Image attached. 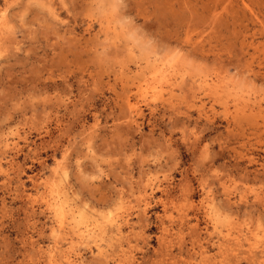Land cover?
Here are the masks:
<instances>
[{
	"label": "rangeland",
	"instance_id": "rangeland-1",
	"mask_svg": "<svg viewBox=\"0 0 264 264\" xmlns=\"http://www.w3.org/2000/svg\"><path fill=\"white\" fill-rule=\"evenodd\" d=\"M57 197L74 264H264V0H0V264H59Z\"/></svg>",
	"mask_w": 264,
	"mask_h": 264
},
{
	"label": "bare ground",
	"instance_id": "bare-ground-1",
	"mask_svg": "<svg viewBox=\"0 0 264 264\" xmlns=\"http://www.w3.org/2000/svg\"><path fill=\"white\" fill-rule=\"evenodd\" d=\"M120 2V1H119ZM187 38V37H186ZM192 46V45H191ZM123 52V51H122ZM145 54V53H144ZM169 63V62H168ZM162 67V66H161ZM160 67V68H161ZM163 70V69H161ZM158 73V72H157ZM155 73L154 74V77L155 75L157 74ZM164 73V72H163ZM173 74V73H172ZM163 75V74H162ZM153 78V76H152ZM159 78V77H158ZM189 81V80H188ZM146 85V84H145ZM155 85V84H154ZM138 87V86H137ZM150 87V86H149ZM148 86H146L145 88H142L141 86L138 87L137 89V93L138 95L141 94L143 95V98H144V95L145 93L147 92V90L149 89ZM163 88V87H162ZM156 89V88H155ZM136 93V94H137ZM135 94V95H136ZM163 94V93H162ZM153 96V95H151ZM155 96V95H154ZM126 103L128 106H130V109H131V113L132 115H138L137 113V106L134 104H130V100L127 99L126 100ZM126 105V106H127ZM140 111V110H139ZM140 114V113H139ZM18 139V138H17ZM9 141V140H8ZM16 142V141H15ZM14 142V143H15ZM4 148L6 149H10L12 148V146L14 145L13 143L9 146V144L7 143H4ZM15 146V145H14ZM13 149H15L13 147ZM18 150V149H17ZM58 169V168H57ZM57 169H55L57 171ZM54 172V173H57V172ZM53 174V173H52ZM58 174H61V178L63 177H66L67 175V172H66V169H59V173ZM56 175V174H55ZM65 180V179H64ZM143 180V179H142ZM146 182L148 184H152V180L150 178H147L146 179ZM153 185V184H152ZM67 186V185H66ZM51 187V186H49ZM52 188V187H51ZM52 193V192H51ZM54 195V194H53ZM58 196V195H57ZM62 198V197H61ZM64 200V199H63ZM148 195L146 194V191L143 189L142 191H139L138 192V196H137V201L139 204H138V209L139 211L141 212H145L149 203H148ZM47 201V200H46ZM49 201V200H48ZM51 202V201H49ZM46 205V204H45ZM47 206L50 207V210H52V214H53V217H54V220H55V223H56V229L58 232H60L61 234H63V237L66 238V235L69 234V232L72 231V236H76V242L78 240L79 242V245H86V246H89L90 244L92 245V247L96 250V255H98L100 258L103 257V258H106L109 257L106 255V251L103 250L104 248H102V245L100 244V241L98 240V236H94L92 235L88 230H83V228H79L78 226H80L79 222H81V218H83V216L81 214H79L80 212H77L78 215L76 216V211L72 210V207L71 205H67V203L65 201H62L60 202L59 201V198L57 197L56 199L53 198V201L51 203H47ZM46 206V207H47ZM136 207V206H135ZM127 208V207H126ZM129 208V207H128ZM141 208V209H140ZM75 209V208H74ZM79 211V210H78ZM83 211V210H82ZM123 211V210H122ZM138 211V212H139ZM129 214V213H128ZM128 214H127V217H120L118 219H114L113 221H111V227L113 225V231H115V233L117 234V237L119 236H122V233H123V228H125L126 226H129V218H128ZM140 214V213H139ZM145 214V213H144ZM77 218H79L78 222L76 221ZM112 218V216H111ZM84 221V218L82 219ZM71 222V224H70ZM79 223V224H78ZM83 223V222H82ZM74 226V227H72ZM77 228V231L74 230V228ZM83 227V226H82ZM87 228V227H86ZM88 229V228H87ZM59 233V234H60ZM58 234H56L57 236ZM95 235H98L95 233ZM115 235V234H114ZM74 236V237H75ZM59 237V236H58ZM116 237V236H115ZM101 238V237H100ZM69 240V244H70V250L67 251V252H62V253H59L58 257H59V264H74L76 262V254L74 253L75 251L73 250L74 248V241L72 237H68L66 238ZM60 240V239H59ZM61 242V241H60ZM57 244V243H56ZM68 245V244H67ZM53 246V245H52ZM77 246H78V243H77ZM120 246L122 247V245L120 244ZM58 248V247H57ZM89 248V247H88ZM120 248V247H118ZM92 249V248H91ZM90 249V250H91ZM55 250V249H54ZM58 250V249H57ZM120 251H123V250H120ZM95 255V254H94ZM124 255V254H123ZM126 255V256H125ZM124 255V258L125 260L128 259L129 261V256L128 254H125ZM123 257V256H122ZM97 259V258H96ZM81 260V259H80ZM108 260V259H107ZM123 261V260H122ZM86 262V261H85ZM130 262V261H129ZM100 263V262H99Z\"/></svg>",
	"mask_w": 264,
	"mask_h": 264
}]
</instances>
